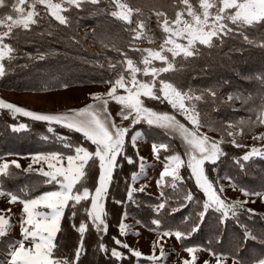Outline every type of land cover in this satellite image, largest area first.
Instances as JSON below:
<instances>
[{
    "label": "snow or ice",
    "instance_id": "snow-or-ice-1",
    "mask_svg": "<svg viewBox=\"0 0 264 264\" xmlns=\"http://www.w3.org/2000/svg\"><path fill=\"white\" fill-rule=\"evenodd\" d=\"M101 0H32L28 4L27 10L23 5L26 0H0V77L6 75V67L2 62L6 57L14 59L13 53L16 51L12 45L5 43V38L13 35V30L17 28L30 29L38 23L39 13L36 11L37 5H43L47 12L55 18L61 25L69 24V19L62 14L68 8H75L84 11L87 5L98 6ZM117 10L110 13L111 16L124 22H131L133 13L142 14L140 8L130 7L120 0H113ZM68 5L65 8L64 4ZM182 8L175 11L174 18H170L166 12L155 11L157 27L164 36L159 48L139 49L133 46L132 50L139 52L142 59L137 61L131 58L126 51H122L115 43L109 41L104 47L111 46L122 59L113 63L110 59L106 63L97 61H86L94 63L100 71L99 80L93 82L108 85L106 92H90L92 103H87L82 107H71L63 111H34L26 107H21L15 103L0 99V109H6L13 118L17 115L29 118L36 122H45L48 131L53 132V125L61 129H67L70 133H78L80 139L73 142L70 137L59 135L57 138L64 143V147L71 154L60 151H36L30 153L31 163L24 172H36L43 177L44 185H51L52 190L42 191L29 197V194L21 189L19 193L13 191L0 190V196L9 197V203L19 202L22 205V216L20 219V239L11 240L5 243V258L0 260V264H95L88 260V244L86 233L89 232V223L95 230L98 240L92 245L94 254H104L105 259L114 264L115 261L127 259L125 252L120 248L127 249L132 257L140 258L144 254L135 248L124 243L117 235L112 236L114 245L109 246L103 242V234H107L108 224L106 222L108 212L105 208V201L111 196L113 203L123 206L128 203H135L134 192L143 191L134 189L131 184L127 186V199H117L113 190L118 187L115 182V174L123 167L126 161L129 165L134 164L133 156L129 154L126 137L130 135L131 148H137V140L142 136L140 131L135 130V126L145 123L148 126L169 130L178 133L185 146V160L181 154L173 153L165 156L166 163L160 172V179L156 181L157 186H161L166 177L171 178V186L176 187L177 182H183L181 168L186 167L189 172L188 179L194 181L198 192L203 193L202 210L196 216L192 227L188 231L168 230L163 232L164 237L174 236L181 241L191 237L201 230L209 212L219 214L218 223L223 226V231L215 237L217 248L208 247L210 256L214 257V264H264V231L257 233L248 223H241L240 216L245 215L249 221L253 217L260 216L264 220V214H259L246 205L255 203L253 197L264 202V187L256 191L241 186L240 192L245 199L228 200L223 195L225 187L219 184V178H210L211 172L217 171L218 161L226 156L223 145L229 143L236 148L244 145L237 142L235 137L239 134L234 129H239L243 125L249 126L259 123L264 125V95L260 96V104L252 109L256 113V119L249 118L247 121L241 119L236 123L228 122L226 127L214 128L212 123H202L201 113L197 107V102L205 100L206 96L211 97V103L215 104L218 89L212 85L203 89H193L189 86L183 89L174 82L163 78L161 74L186 71L193 60L202 56L199 46L213 47L218 40L223 45L227 40H240L242 44L259 47L264 51V33H261L259 40L250 38L249 29H264V0H198V7L194 6L190 0H179ZM179 5H173L174 8ZM187 18H185V14ZM134 33L133 40L141 37L151 41L153 37L148 35L150 29L145 20H140L135 28L129 29ZM95 35V33H93ZM185 41V42H181ZM244 49L233 47L230 51L242 52ZM170 54V56L168 55ZM30 59L44 60L45 54L40 53ZM160 62L161 66H156L154 62ZM27 65H25L26 67ZM121 71L117 72V67ZM110 73L107 79L104 72ZM139 74V75H138ZM147 77L148 79H144ZM264 84V74L257 77ZM228 83L227 81L224 82ZM63 88L69 85L64 83ZM122 90V92L120 91ZM228 101L241 99L247 103L249 97H242L239 94L229 93ZM109 100L115 101L120 106V115L125 120H130L127 127L117 125L108 110ZM147 101L158 102L170 106L173 110L160 111L147 106ZM173 112L183 116L187 122L181 123ZM14 133L28 130L29 125L18 123L8 125ZM207 127L209 131L220 132V138H213L201 131ZM130 129L131 134H130ZM225 133L229 140L225 139ZM47 139V138H45ZM254 139L264 142V132L255 136ZM94 147V150H93ZM167 151L169 145L166 143H153L152 153L158 157L159 150ZM136 155L140 160L141 171L144 168V157ZM264 159V144L260 147L252 146L245 150L239 160L248 162L252 158ZM9 164L20 167L14 159L0 163V174L11 177ZM33 164L40 167L33 168ZM44 165H47L45 170ZM245 165L240 164L244 169ZM98 168V175L93 178V186H86L90 180V172ZM141 173L132 172L133 180H136ZM230 180V185L235 188L237 185ZM164 196L163 191L161 197ZM195 196L192 191H188L184 197V203L180 208L193 201ZM82 202H90L84 208L87 221L81 219L78 226L71 224L78 239L71 245L68 254L62 251L68 245L61 242L64 235L62 221H73L79 214L78 206ZM165 208V202H160L154 206V210L159 212ZM179 209L173 208L172 212ZM10 212V209L6 210ZM190 217H184L188 220ZM235 220L239 231L235 232L227 247L224 245V235L227 233L229 220ZM153 224L159 225V220H153ZM254 223V221H253ZM129 225L124 223L121 217L118 224L119 236L126 235ZM8 220L4 211H0V238L7 236ZM158 237L152 242L153 254L146 257L148 264H161V258L166 256L164 245ZM3 242V241H0ZM213 242L209 238V243ZM253 242L258 246L259 251H249V243ZM159 248V255L155 254ZM198 247H186L185 251L191 259H184L182 264H201L197 260L195 253ZM110 251V256L108 255ZM114 258V259H113ZM202 264H211L210 260H203Z\"/></svg>",
    "mask_w": 264,
    "mask_h": 264
},
{
    "label": "trees",
    "instance_id": "trees-1",
    "mask_svg": "<svg viewBox=\"0 0 264 264\" xmlns=\"http://www.w3.org/2000/svg\"><path fill=\"white\" fill-rule=\"evenodd\" d=\"M124 1L132 7L141 9L142 14L138 15L135 13L134 17H132L133 21L131 24L111 16V11L106 4L101 1L98 6L87 5L84 11L76 10L74 7L68 8V11L63 13L69 19V24L66 25L59 24L58 21L49 15H43L38 19V23L33 25L30 29H14L13 35L5 38V41L16 49L13 53L15 58L9 60L6 57L2 61L6 67V75L0 77V88L13 91H48L61 89L63 88L61 85L64 83H67L69 87L76 85L104 84L93 82L99 80L100 71L98 67L94 66V63L86 61L95 62L99 58L100 63H106L108 59H118L120 56L112 50L110 45L108 48L104 47L109 41L115 43L122 51H126L129 56L131 55L130 57L135 59L133 55H136V52L132 50L131 43H139V41L133 40V33L129 29L135 28L140 20H145L148 29H150L148 35L153 37V41H158L162 39V32L161 29L157 27L155 11H164L170 18H173L175 11L183 7V5H179V0ZM190 2L198 7V0H190ZM173 5H179V7L174 8ZM93 33H95V35H93ZM261 33H264V29H249L247 34L250 38H254L258 41ZM216 44L219 45L220 42L217 40ZM222 47V49L219 48L216 50L209 49V51L203 53L199 59L191 61L186 71L161 75L163 78H168L180 87H186V84L190 85L189 83L193 75H200L202 71H205L206 75L204 74V77L198 76L197 79H192L195 85H198L199 81L202 79H209L212 83L216 82L220 84V87L217 88L218 94L226 90L228 93L234 95L239 94L242 97L250 96L252 98L250 99L251 101L253 100L254 103L260 104V96H258L257 93L261 90V95H264V84H262L257 77L264 74V51L259 47L242 44L240 40L233 39L227 40ZM233 47H242L244 50L242 52L230 51ZM40 53L45 54L44 60L30 59L29 54L34 57ZM207 53H209V55ZM137 54L139 55L141 53L137 52ZM25 65L27 66L25 67ZM233 71L236 73L233 74ZM109 75L110 73L107 71L104 72L105 79H107ZM237 75H239L241 79L245 78L242 80L243 82L237 80L241 85V87L236 88L237 90L235 89V84L224 83L227 81L226 78L233 77L235 79ZM203 86L207 85L203 84ZM226 95L228 96V94ZM164 105L165 104H160L159 107L163 108ZM147 106H149V104H147ZM168 110H171V108ZM214 112L215 111L210 110L206 113H208V115H214ZM21 122L28 124L30 126L29 129L14 133L11 128L8 127V125ZM52 127L54 131L49 132L47 130L48 125L45 122H36L21 116L13 118L5 109H0V156L8 153L30 154L36 151H60L65 154H71L64 147V143L57 137L63 135L65 137H70L73 142H76L80 139L79 134L70 133L67 129H61L56 125ZM150 131L153 130H148V137L146 138L149 142H152ZM127 142L128 151L129 154L133 156L134 164L129 165L125 161L123 167L117 170L115 182L118 187L113 190V194L117 199L125 200L127 199V186L130 184L132 177L131 173L138 171L140 163L135 149L131 148V143H129V141ZM223 147L226 156L222 157L218 162L223 160L227 162L232 157H238L242 153L241 150L232 148L228 146V144L223 145ZM233 162L237 161H231V165ZM9 172L12 174L11 177L0 174V188L5 191L19 193L21 189H24L30 197L31 195L39 194L42 191L52 188L50 185L43 184V177L39 173L24 172L23 169L17 168L11 164H9ZM181 174L185 178L184 181L178 182L180 187L177 186V189L171 192L170 196L172 199L168 200V198H166L164 200L165 208L161 209L159 212L148 209L149 207L145 204L146 201H149L153 205L157 204H155L154 198L140 191L134 192L135 203L130 202L123 206L115 205L111 196L106 199L105 208L108 212L106 220L108 231L107 234L102 233L101 235L103 237V242L109 246V249L112 246H116L111 239L113 235H117L118 238L124 242V236H119L118 234V224L121 217H126V215L132 216L134 221L137 220L141 222L143 227L158 232L171 230L168 229L170 227L181 231L190 230L197 216H190L186 222L181 216L182 213L180 210H182V208L176 207L177 201L183 200L188 191H192L195 196V199L191 201L194 202L192 208L197 209L201 208L200 201H203V195L195 188L194 181L188 179L189 172L186 167L181 168ZM96 175H98V168L90 172V180L86 186L90 188L93 186V178ZM210 178L213 179L212 172ZM184 188L187 189V192ZM89 203L90 202H82V204L78 206L79 214L73 221H62L64 235L61 237V242L68 245V247L62 249L65 254H68L71 245L78 239V234L75 233L71 224L75 223L78 226L81 219L88 222L84 208L87 207ZM173 208L179 210L177 212H172ZM142 211H144V213L141 215ZM138 214H140V216ZM150 217L152 220H159L160 224H153L152 221L149 220ZM218 219L219 214L210 211L201 230L191 237L179 241L180 247L197 246L202 249L208 247L218 249L215 243V237L220 235L223 231V226L218 223ZM88 223L89 232L86 233V241L88 244L87 259L94 261L95 264H112L111 261L105 259L104 254H94L92 245L97 242L98 237L95 230L91 228L90 222ZM186 224L187 227L189 226L188 229L187 227L185 229L183 227ZM227 228L228 231L233 229V234L239 231L232 228L229 223L227 224ZM227 233L224 235V239ZM209 238L213 240L211 244L209 243ZM228 244L229 243L226 244L224 240L225 247H227ZM116 247L119 248V246ZM119 250L125 252L128 258L122 261H115L114 264H134L136 257H132L131 254L127 252V249L120 248ZM108 255L110 256V251Z\"/></svg>",
    "mask_w": 264,
    "mask_h": 264
},
{
    "label": "rangeland",
    "instance_id": "rangeland-1",
    "mask_svg": "<svg viewBox=\"0 0 264 264\" xmlns=\"http://www.w3.org/2000/svg\"><path fill=\"white\" fill-rule=\"evenodd\" d=\"M106 4V6L109 8L111 12L116 11V5L113 2V0H101ZM32 0H26V4L23 5L25 9L27 10L28 4H30ZM53 2H61V0H53ZM120 3H126L124 0H120ZM127 4V3H126ZM65 8H68V5L65 3L63 5ZM132 7L131 5H129ZM136 8V7H133ZM36 11L40 14L39 17H37V20L40 19L43 15H49L52 17L48 12L47 9L43 5H37ZM143 12V11H142ZM63 14V13H62ZM134 14L132 17H134ZM185 18H187L186 13L184 14ZM131 17L132 23L133 19ZM55 19L54 17H52ZM174 18V17H173ZM57 21V20H56ZM124 22V21H123ZM128 23V22H126ZM137 25V24H136ZM6 30L4 28H0V31ZM162 32V30H161ZM134 36V33H133ZM163 32H162V39L158 41H149L144 37H141L140 39H136L139 41V43H131V46L139 49L144 48H159V45L163 42ZM143 38V39H142ZM143 41V42H142ZM185 42V41H181ZM219 42V41H218ZM5 43H7L5 41ZM90 44V43H89ZM215 47H205V46H199L201 48L202 53H205L209 51V49H219L223 48L221 44H216ZM210 53V52H209ZM209 53H207L209 55ZM170 56V54H168ZM131 56V55H130ZM134 60L137 61L139 65V61L142 59L141 54L133 55ZM122 59L120 56L118 59H112L111 61L115 63L116 61ZM156 66H161L160 62H154ZM142 66V65H139ZM116 71H121V68L118 66L116 68ZM202 71V70H200ZM236 72L233 71V74ZM205 71H202L200 75L196 74V76H192L190 85H185L186 87H181L183 89H187L189 86H191L193 89H203L205 87H208L209 85L214 86L215 88H219L220 84H217L216 82L209 81V79H202L199 81L198 85H195V83L192 81V79L196 78L198 76L204 77ZM139 75V74H138ZM206 75V74H205ZM144 79H148L147 77H144ZM168 79V78H167ZM239 75L235 76V79L233 77L226 78L227 82L229 84H235V89L241 87L240 83L242 80ZM169 80V79H168ZM238 80V81H237ZM231 82V83H230ZM243 82V81H242ZM203 84H206L207 86H203ZM238 84V85H236ZM180 85V84H179ZM108 85L106 84H91V85H76V86H70L68 88H61V89H54V90H48V91H13V90H6L0 88V99L6 100L11 103H15L21 107H26L29 110L34 111H63L67 108L71 107H82L87 103H92V98L89 96L90 92H106ZM237 90V89H236ZM122 92V90H120ZM229 94L226 90L219 93L216 99L215 104L211 103V97L206 96L204 101L197 102V107L201 113V120L202 123H212V127L214 128H222L226 127L228 122L236 123L240 121L241 119L248 120L251 118L252 120L256 119V113L252 111V109H255L256 106L259 104L254 103V101L249 100L247 103H243L241 99H233L232 101H228L227 95ZM262 91L259 90L257 95L261 96ZM147 104H149V107L156 108L160 111H169L172 112L173 110H168L170 106H168L165 102V105L163 108H160V104L158 102H152L147 101ZM225 109V110H223ZM6 110V109H5ZM108 110L112 115L113 120L117 125L127 127L130 124V120L123 119L120 115H118L120 111V106L112 100H109L108 104ZM215 111L214 115H208V111ZM7 111V110H6ZM8 112V111H7ZM219 112V114H218ZM9 113V112H8ZM10 114V113H9ZM177 116V119L181 121V123H185L187 125V122L184 120L183 116L179 115L178 113L173 112ZM11 115V114H10ZM20 117L19 115H17ZM22 117V116H21ZM26 118V117H23ZM191 127L190 125H187ZM151 129L153 131H150L151 134V140L152 142L148 141L146 137H148L147 132ZM135 130L140 131L142 133V136L137 140V148L135 149L136 153H139V156L144 157V168L141 171L140 169V163L138 167V173H141L136 180H133L131 177L130 184L134 189H140L141 186H144V190L141 192L143 194H146L152 198H154L155 204H159L160 202H164L166 198L168 200L172 199L170 196L171 192L174 189H177V186L180 187V184L177 182V185L175 188L171 186V178L166 177L163 184L161 186H157L156 181L160 179V172L163 170L165 161V156L172 155L174 152L181 154L182 158L185 160L187 157L184 155L185 153V146L182 142L181 137L178 133L171 132L169 130L157 128L155 126H148L145 123H141L137 126H135ZM130 129V134H131ZM146 131V132H145ZM201 131H204L207 133V135L213 137V138H220V132L217 131H209L207 127H203ZM234 131H238L239 134L235 137L238 143L244 145L242 148H237L238 150H241L242 153L238 157H232L229 161L224 162H218V168L217 171L212 172V178L213 180H216L219 178V184L223 185L225 187V191L223 193L224 196L228 198V200L233 199H245L243 194L240 192L239 188L241 186L260 191L262 190V187H264V159L254 157L250 161L245 162L242 160H239L240 157H242L245 150L250 149L252 146L260 147L264 142H261L259 140L254 139L255 136H258L260 133L264 132V125H260L259 123L249 126L248 124L243 125L239 129H234ZM145 132V133H144ZM225 139L229 140L231 138L227 137L225 133ZM126 140L131 143L130 135L126 137ZM153 142L159 144V143H166L169 145V149L165 151L164 149L159 150L158 157L154 156L152 153V144ZM228 144V146L232 148H236L233 145ZM16 160L18 164L20 165L19 168L25 169L29 166L31 163V158L29 153L28 154H4L0 156V163H3L5 161H11ZM140 161V160H139ZM231 161H237L233 162L231 165ZM243 163L245 165L244 169L240 168V164ZM12 165V164H11ZM15 166V165H14ZM33 168H38L40 165L33 164ZM45 170H47V165H44ZM246 168V169H245ZM250 170H249V169ZM230 177L232 178V182H234L237 187L233 188L230 185V180L225 178ZM249 182V183H247ZM50 187H52L50 185ZM187 192V189L184 188ZM0 190H3L0 188ZM49 190H52L49 189ZM5 191V190H3ZM163 191L164 196L161 197V192ZM138 192V191H136ZM169 193V196H168ZM187 195V194H186ZM185 195V196H186ZM203 195V193H202ZM252 199L255 200V203L249 202L246 207H250L254 209L256 213L264 214V202H261L259 198L253 197ZM167 200V201H168ZM201 202V208L193 209L194 202H189L186 204L184 208H182L181 213L182 217H192L196 215L200 210H202V204ZM184 203L183 200L177 201L176 207H180V204ZM145 204L149 207L148 209H152L154 212V206L149 201H146ZM10 209V212L6 211ZM22 205L19 204V202L16 203H9V197L0 196V211H4L5 218L8 220V228H7V236L0 238V260H3L5 258L4 255V249H5V243L11 240H18L20 239V219L22 216ZM197 210V211H196ZM144 213L142 211L141 215ZM140 216V214H138ZM170 216V215H168ZM152 217V215H151ZM149 218V220L153 221ZM188 220H186L187 222ZM241 223H248L250 227H253L257 233H260L264 231V220L261 219L260 216L253 217V221H249L248 218L245 215L240 216ZM124 223L129 225V229L126 232V235L128 237V245L132 248L141 250V252L146 257L150 256L148 254H153L152 249V242L155 241L158 237H161L160 242L164 245V250L167 253L166 256L161 258V264H182V261L184 259H191V257L186 253L185 249H181L180 243L174 236L164 237L162 234L165 231H159L155 232L151 235L147 234V232L143 231V226L141 225V222L137 220H133L132 216L126 215V218L124 219ZM229 225L236 229H238V226L236 224L235 220H229ZM142 226V227H141ZM184 229L187 227V224L183 226ZM189 227V226H188ZM187 227V229H188ZM168 229L175 230L173 227H170ZM233 236V229H230L227 233L226 238L224 239L226 244L230 242L231 238ZM3 247V248H2ZM194 247V246H193ZM249 251H258V246L255 245L253 242H250L249 245ZM155 254L159 255V248H156ZM197 260L201 262L203 260H210L211 264H214V257L210 256L208 251H205L203 249H200L197 253H195ZM148 261L143 262V264H147Z\"/></svg>",
    "mask_w": 264,
    "mask_h": 264
},
{
    "label": "crops",
    "instance_id": "crops-1",
    "mask_svg": "<svg viewBox=\"0 0 264 264\" xmlns=\"http://www.w3.org/2000/svg\"><path fill=\"white\" fill-rule=\"evenodd\" d=\"M126 217L125 216H123V221H124V219H125ZM142 227V226H141ZM143 228V231H145V232H147V234H149V235H151V234H153V233H157L158 231H154V230H151V229H147V228H145V227H142ZM124 242L125 243H127L128 244V237H127V235H124ZM195 247H197V246H195ZM199 249H202V248H200V247H198ZM181 249H183V248H181ZM185 249V248H184ZM204 250V249H203ZM141 251V250H140ZM148 255H151V254H148ZM145 261H148L147 259H146V254L145 255H143L142 257H140L139 259L138 258H136V260H135V262H134V264H143V262H145ZM148 264V263H147Z\"/></svg>",
    "mask_w": 264,
    "mask_h": 264
}]
</instances>
